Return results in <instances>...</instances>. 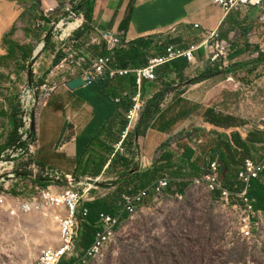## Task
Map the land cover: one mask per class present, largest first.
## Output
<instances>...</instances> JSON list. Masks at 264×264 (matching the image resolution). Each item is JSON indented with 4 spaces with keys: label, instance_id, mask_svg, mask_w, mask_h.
<instances>
[{
    "label": "crops",
    "instance_id": "obj_1",
    "mask_svg": "<svg viewBox=\"0 0 264 264\" xmlns=\"http://www.w3.org/2000/svg\"><path fill=\"white\" fill-rule=\"evenodd\" d=\"M69 6L81 25L62 42L61 30H54L53 25L69 21ZM48 9L54 11L44 16L43 11ZM262 13L260 7L225 12L213 0H0V157L19 140V93L26 85L41 87L36 93L38 105L32 112V136L36 142L30 163L61 177L95 182V199L81 203L89 214L79 217L73 251L66 255L70 264L86 258L101 226L100 213L112 215L120 224L129 217L123 208L124 193L151 187L163 177L169 179L170 189L183 193L184 186L206 174L213 160L219 161L225 145L231 154L236 153L234 137L251 146V158L261 159ZM123 21L126 25L121 29ZM75 26L72 24V29ZM213 31L231 45L229 65L221 71L209 63L202 47L195 51V63L186 58L170 61L156 69L155 80H144L139 89L133 74H105L73 90L65 85L96 58L112 56L116 61L117 51L129 52L135 43L152 42L144 63L134 66L130 62L128 67H121L116 61L117 67L143 68L149 59L165 55L168 46L188 49ZM102 33L119 38L121 46L110 50L100 37ZM68 44L73 56L65 62ZM199 77L189 84V80ZM138 92L143 111L139 121L131 124L127 116ZM158 95H162L158 111L138 135L136 128L145 108ZM185 133H191L201 143L192 146L183 137ZM184 148L193 150L191 159L184 158ZM23 165L25 170L9 182L5 191L11 207L33 195L35 186L51 182L49 178L31 177L30 164ZM192 165L198 167L195 173ZM223 168L221 164L222 181L225 177L232 181ZM241 168L242 165L238 172ZM233 172L236 182L238 173ZM151 198L155 200L154 192L139 208ZM0 209L8 212L6 207ZM30 213L50 218L44 212ZM63 257L58 264H65Z\"/></svg>",
    "mask_w": 264,
    "mask_h": 264
},
{
    "label": "built area",
    "instance_id": "obj_2",
    "mask_svg": "<svg viewBox=\"0 0 264 264\" xmlns=\"http://www.w3.org/2000/svg\"><path fill=\"white\" fill-rule=\"evenodd\" d=\"M213 3L225 12L238 10L241 7H260L263 10L261 21L264 23V0H213ZM52 11L54 9H48L43 11V14L47 16ZM66 11L69 21H61V25L59 23L53 25L54 30H61L59 37L62 42L67 41L71 33L76 31L81 25L72 7H67ZM70 23H75L76 26L73 29H68ZM174 30L172 29V31ZM100 37L106 42L110 50L121 46L119 38L111 34L102 33ZM202 47L205 48L211 65L217 66L220 70L228 67V56L231 45L228 41L221 39L217 31H213L200 44L192 45L188 49L168 46L165 55L149 59L148 64L143 68H119L116 65L114 57L103 56L93 60L90 67L77 77H81L83 84L89 85L96 78L105 74L109 77H122L133 74L139 89L144 80H155L156 69L170 61L186 58L189 63H195V51ZM65 49L68 55L64 61L68 62V59H71L73 56L72 47L68 44ZM75 66L80 65L76 63ZM40 90H42L41 87L36 88L26 85L20 92L19 125L17 128L19 140L13 146L6 149L0 157V186L3 188L0 193V207H6L8 213L13 217L30 212L49 214L52 221L57 225L58 244L43 248L29 264H58L63 256L71 254L73 251L79 217H87L89 214L88 208L81 206V203L95 199V195L92 194V191L95 190V182H91L89 179L78 180L71 176L61 177L58 174H53L44 168L30 163V154L33 152L36 142L30 129L33 117L32 112L38 105L36 93ZM142 108L143 103L138 92L134 98V106L127 116L129 123L136 124L139 121ZM260 128L264 129L263 126H260ZM187 140L192 146L201 143L200 139L193 138L192 135ZM24 163L30 164L31 177L49 178L51 182L44 187L35 186L33 195L27 199L20 200L17 205L11 207L5 191L8 190L9 182L16 180L19 173L25 170ZM263 170L264 155L260 160H255L251 157L245 158L233 189H229L221 179L220 162L213 160L208 165L206 174L199 179H194L193 183L203 185L212 194H218V199L224 206L230 208L236 214L242 235L250 237L257 225V213L254 211L253 204L248 197V190L251 181L259 179ZM169 185V179L163 177L157 180L151 187L144 188L136 193H124L122 195V202L125 212L128 216L136 213L139 206L144 204L150 192H154L155 200L162 198ZM98 222L101 226L96 231L94 241L86 251V258L102 254L107 245L116 238L117 229L120 224L119 219L108 213H100Z\"/></svg>",
    "mask_w": 264,
    "mask_h": 264
},
{
    "label": "rangeland",
    "instance_id": "obj_3",
    "mask_svg": "<svg viewBox=\"0 0 264 264\" xmlns=\"http://www.w3.org/2000/svg\"><path fill=\"white\" fill-rule=\"evenodd\" d=\"M256 221L252 235L244 237L236 214L218 195L190 182L183 193L169 187L162 198H151L121 222L102 254L75 264H264V212ZM57 240L51 218L41 213L13 217L0 209V264H29ZM63 259L70 264L69 257Z\"/></svg>",
    "mask_w": 264,
    "mask_h": 264
},
{
    "label": "trees",
    "instance_id": "obj_4",
    "mask_svg": "<svg viewBox=\"0 0 264 264\" xmlns=\"http://www.w3.org/2000/svg\"><path fill=\"white\" fill-rule=\"evenodd\" d=\"M72 24L74 23L69 24L68 29H72ZM125 25H126V22L123 21L122 24L120 25V28L124 29ZM137 42H140V41H137ZM134 45L135 46H133V49L129 52L121 50L115 53V58H116L118 66L128 67L130 62H133L132 64L134 66H138L139 63H144L146 56L148 54V51L150 47L152 46V42L147 43L145 45L138 44V43H135ZM143 49H145V52H143ZM172 62H175V61H172ZM172 64H175V63H172ZM181 65L182 67H184V64H181ZM215 70L217 71V69ZM200 78L201 77L189 80V84L197 82ZM161 97L162 95H158V97L155 98V100H152L146 106L144 114L141 118V123H139V125L136 128V132L138 135L141 134L142 128L146 129L149 126V124H151L152 120L154 119L153 116L158 111V105H159V101ZM190 135L192 134L188 133L186 138H188ZM233 139H234L233 141L234 145L238 152L236 151V153L231 154L230 149L228 148V145H225L226 151L223 154L221 153L219 157V161L223 165L224 167L223 169L225 173L226 172L229 173V175L227 176L228 179L231 178L232 180L228 182L226 181V177L224 178L225 180H223L224 185L229 189H233L236 183L235 181H233L235 179L233 178L234 177L233 171L235 170L236 175H237L238 169L239 167H241L243 160L247 157H250V153H251V146L249 144L245 146L243 143L241 144L236 137H234ZM193 153L194 152L192 149L184 148L183 156L185 159L189 160L192 158ZM196 168H198L196 165H192L191 171L195 173ZM261 177L262 179L252 180L250 183L249 190H248V197L250 198L253 204L254 211L256 213L264 212V182L262 181L264 179V170H263Z\"/></svg>",
    "mask_w": 264,
    "mask_h": 264
},
{
    "label": "water",
    "instance_id": "obj_5",
    "mask_svg": "<svg viewBox=\"0 0 264 264\" xmlns=\"http://www.w3.org/2000/svg\"><path fill=\"white\" fill-rule=\"evenodd\" d=\"M80 9V7H78V10ZM66 87L70 90H73L81 85H83L82 79L81 77H76L74 79L69 80L66 84ZM31 131L33 132L34 130V123H33V117H32V123H31Z\"/></svg>",
    "mask_w": 264,
    "mask_h": 264
}]
</instances>
